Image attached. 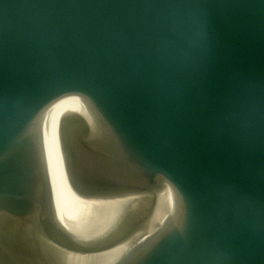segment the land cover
Returning a JSON list of instances; mask_svg holds the SVG:
<instances>
[{
	"label": "water",
	"instance_id": "95a60500",
	"mask_svg": "<svg viewBox=\"0 0 264 264\" xmlns=\"http://www.w3.org/2000/svg\"><path fill=\"white\" fill-rule=\"evenodd\" d=\"M0 264H264V0H0Z\"/></svg>",
	"mask_w": 264,
	"mask_h": 264
}]
</instances>
